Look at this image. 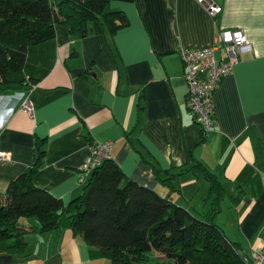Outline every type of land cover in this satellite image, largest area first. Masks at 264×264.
I'll list each match as a JSON object with an SVG mask.
<instances>
[{
	"label": "crops",
	"instance_id": "obj_1",
	"mask_svg": "<svg viewBox=\"0 0 264 264\" xmlns=\"http://www.w3.org/2000/svg\"><path fill=\"white\" fill-rule=\"evenodd\" d=\"M211 16L194 0H107L125 22L112 31L99 20L72 35L56 23L54 36L26 48L10 80L35 81L0 92V193L43 153L34 185L63 205L79 194V168L91 140H113L110 158L124 176L200 215L208 180L222 188L212 220L249 255L264 239V0H213ZM221 28H238L251 44L212 91L213 128L203 133L184 102L178 48L208 46ZM222 56L220 46L214 49ZM32 105L26 113L20 102ZM165 170L173 173L161 180ZM202 172H201V171ZM36 225L27 217L18 227ZM63 224V223H62ZM29 230V229H26ZM21 249L0 251V264H112L70 227L25 231ZM240 256V258H241Z\"/></svg>",
	"mask_w": 264,
	"mask_h": 264
},
{
	"label": "trees",
	"instance_id": "obj_2",
	"mask_svg": "<svg viewBox=\"0 0 264 264\" xmlns=\"http://www.w3.org/2000/svg\"><path fill=\"white\" fill-rule=\"evenodd\" d=\"M106 3L0 0V92L25 88L35 81L10 80L5 73L22 67L28 45L53 37L56 23L66 25L72 35H83L91 20H99L109 31L122 25L123 12L106 9ZM42 153L39 139L31 165L10 179L0 193V251L21 249L25 231L64 225L112 264H243L237 245L212 220L222 197L221 185L199 163L194 166L203 168L200 171L208 180L203 200L210 205L197 215L124 176L110 157L89 172L81 192L63 205L60 198L32 182ZM172 175L165 170L161 180L168 182ZM21 216L34 217L36 225L29 224V230L18 227Z\"/></svg>",
	"mask_w": 264,
	"mask_h": 264
},
{
	"label": "built area",
	"instance_id": "obj_3",
	"mask_svg": "<svg viewBox=\"0 0 264 264\" xmlns=\"http://www.w3.org/2000/svg\"><path fill=\"white\" fill-rule=\"evenodd\" d=\"M201 4L213 16L220 11V5L213 0H194ZM222 49V56L216 57L214 49ZM251 51V44L244 32L238 28H221L214 34L208 46L195 48H178L182 64V75L186 83L184 102L203 133L214 125L212 117L211 94L219 78L227 73L232 64L240 60V56ZM21 108L28 114L32 112L31 102L25 98L20 102ZM113 140H91L89 153L79 168L78 182H84L89 172L102 159L109 158V148ZM0 151V160L6 158ZM241 256V255H240ZM243 264H264V239L249 255L241 256Z\"/></svg>",
	"mask_w": 264,
	"mask_h": 264
},
{
	"label": "rangeland",
	"instance_id": "obj_4",
	"mask_svg": "<svg viewBox=\"0 0 264 264\" xmlns=\"http://www.w3.org/2000/svg\"><path fill=\"white\" fill-rule=\"evenodd\" d=\"M32 218H33V217H32ZM23 219L25 220L26 217H22V216L19 217L18 220H17V222H19V224H20V221L23 220ZM153 252H154L155 254H159V253H156L155 251H153ZM150 253H151V252H150ZM160 257H161V255H158V258H160ZM161 258H162V257H161ZM161 258H160V259H161Z\"/></svg>",
	"mask_w": 264,
	"mask_h": 264
}]
</instances>
